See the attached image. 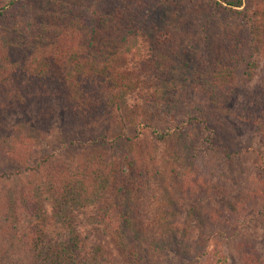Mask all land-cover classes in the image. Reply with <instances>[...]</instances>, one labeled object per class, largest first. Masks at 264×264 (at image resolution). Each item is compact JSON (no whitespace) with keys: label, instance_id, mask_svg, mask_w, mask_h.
Here are the masks:
<instances>
[{"label":"rangeland","instance_id":"rangeland-1","mask_svg":"<svg viewBox=\"0 0 264 264\" xmlns=\"http://www.w3.org/2000/svg\"><path fill=\"white\" fill-rule=\"evenodd\" d=\"M19 2L20 16L17 9L11 29L0 27V36L10 33V39L0 38V67L11 39L16 58L0 82V107L18 97L27 100L31 90L40 93L23 77L25 66L18 70L19 61L29 57L40 63L51 47L75 40L77 55L96 60L102 69L110 63L105 70L110 79L98 64L94 70L111 84L108 103L115 113L110 127L89 124L83 131L86 124L68 122L70 141L82 140L73 147L64 142L60 113L52 115V132L50 127L42 134L28 125L24 110L15 116L0 110L6 128L11 125L4 135L31 137L27 149L38 172L21 175L27 166L13 160L0 133V264H55L69 242L82 247L73 219L85 213L106 233L89 232L100 244L87 253L86 263L81 254L67 260L62 252L59 264H113L108 236L123 264H264V127L254 129L247 123L256 119L246 118L255 103L264 102V0H249L252 26L227 8L196 0ZM96 12L104 19L95 31ZM61 61L49 65L77 99L88 83L96 86L85 65ZM78 73L85 76L76 79ZM150 75L157 81L153 90L144 82ZM49 86L45 98L63 103L51 98L56 90ZM41 102L34 110L40 111ZM201 117L208 118L207 125L196 122ZM141 122L172 134L158 141ZM101 129L107 140L96 144ZM147 199L159 208L149 229L140 212ZM24 201L35 211H23ZM90 226L91 221L84 228ZM37 228L46 231L38 243Z\"/></svg>","mask_w":264,"mask_h":264},{"label":"trees","instance_id":"trees-1","mask_svg":"<svg viewBox=\"0 0 264 264\" xmlns=\"http://www.w3.org/2000/svg\"><path fill=\"white\" fill-rule=\"evenodd\" d=\"M172 1L175 3V2H181L183 0H172ZM196 1L199 4L204 5V6H215L219 8H227L226 10H229L230 12H234L235 14H237L241 22L245 24L246 26L248 25L252 26L253 24L252 15L254 11L251 13H247V5L249 3V0H196ZM34 3L36 4L37 0H35ZM19 4H20L19 0H0V27L3 30H7V29L10 30L13 20L16 19V16L18 14L20 16V8L18 9ZM32 7L33 9H31L30 12L31 14H35V12L38 9L36 8V5L34 4L32 5ZM17 9H18V12L16 15ZM96 14H97V17L92 20L93 24L91 26L95 31L97 29V26L99 24H102V21L104 19V15H99L97 12ZM146 20H148V18ZM4 34L5 35H1L0 38H4L5 36L6 38H8L10 33H6L5 31ZM11 40H9L10 48H7L6 46V47H3V50H2V54H1L2 65L0 67L2 70L0 69V82L2 78H4L3 75L5 73L4 71L6 70V68L7 69L13 68L16 62L15 61L16 58H15V55L13 54V50L11 47L13 46V44H11L12 43ZM6 41L7 39H5V43ZM71 43L69 44L68 42L66 43L60 42L56 47L54 48L51 47L50 51L46 55V59H43V61H41L40 63H34V64L31 63L32 60L29 57H25V61H23V63L19 61L17 63L18 67L19 65L23 64L25 66V72L27 73L23 77L26 78L29 81V83L30 82L34 83L35 84L34 88H40V93H38L39 95H35L33 94L34 91L31 90L29 94L26 95L27 100L23 101V99L18 97V100L16 103H2L0 110H1V113L5 114L4 116H12V115L15 116L16 114L14 113V111L21 112L24 110L27 114H29L28 118L30 120V123L28 121L26 123H29L28 125H30L33 128L39 129L38 131L42 134H47V132H49L50 127H51L50 131L52 132V127H55V121H56L55 120L56 118L52 117V115L56 116L57 114L54 115V113L58 112L60 113V116H62V118H60V121L62 123L63 130L65 131L67 135V139H65L64 142L65 144L69 143L74 147L75 144L79 142L82 143V140L74 139L70 141L71 138L69 137V135L71 134V131H69V128L68 130H66V126L68 122L75 123V124L80 122L82 124H86L82 129L83 131L88 128L87 125L89 124L97 125V123H101L102 125L108 124V126L110 127L111 123L113 122V114L115 113V109H113L111 103H108L109 100H111V96L109 94V92H112L111 90L109 91L111 84L107 83V80L104 78V74L108 77V79L112 77L110 72H105L107 66L110 63L105 62L103 69H102V67L98 64L99 62H96V60H93L88 56L77 55L76 52L78 50L74 51V49L76 48L75 44H72L73 45L72 46ZM63 58L66 60L68 59L69 61L70 59H73L76 62L75 64L78 66L85 65L84 71L87 72L89 70V74L87 75L88 79L92 82L96 81V86L89 85L88 83L86 87L82 88V86L79 85L80 86L79 88L83 89V96L80 99H77V97L74 94V89H72L68 84H67V88L65 87L64 82L60 80L61 79L60 77H58L60 75L53 73L52 68L49 65V63L51 62L57 63L61 61V59H62L61 62H63ZM30 64L32 66L29 67ZM95 64H98V68L101 71H103L104 74H102L101 72L96 73V71L94 70ZM115 66H119V63H117ZM20 69L21 68L19 67L18 70ZM83 75L84 73H78V75L75 78L80 80L83 78ZM51 79H54L52 83H51ZM144 82L147 84L150 90H153V87L157 86V81L155 80V77L152 75L147 76L144 79ZM22 84L25 85L24 83ZM49 84L50 85L52 84V86H54L53 90H56V92L52 91L51 98L55 99L56 97L57 101L61 100L63 103H51V100L45 98V94L47 97V89L50 88ZM76 85L78 86V84ZM75 90H77L76 87H75ZM104 90H107V91H104ZM107 93H108V96H106ZM257 96L261 98V96L259 95ZM262 98H264V95ZM91 99L97 100L95 101L96 103H80L79 101L81 100V102L82 101L87 102ZM35 101L36 102L42 101L40 103V111L34 110L33 105L34 103H36ZM99 101H102L103 103H97ZM66 103L68 104L66 107H61V106H65ZM60 104H64V105H60ZM141 104L144 105V107H148V108L150 107L149 103H141ZM9 109H11V111H9ZM29 109L31 110L32 113H30ZM153 109L154 108L151 107V110ZM33 113L35 114L34 116L36 117L32 116ZM46 114H48V117H45ZM246 114H247L246 118L256 119V121H253V122L248 121L247 125L252 126L254 129L262 130V127H264V102L255 103L254 107L249 109L248 112H246ZM88 115H90L91 119L87 118ZM192 119L193 117L190 116L189 120H192ZM20 120H22V118H20ZM99 120H101V122H99ZM33 121H35V126L34 124H32ZM196 122L207 125L209 120L206 117H201V119H197ZM19 124L22 125V123H19ZM10 126L11 125L9 124L8 128H6L5 121L3 119H0V133H1V136H4L5 139L8 140L9 146L10 148H12L11 155H12L13 160L17 164H21L20 160H22L24 162L23 165L27 166L26 169H23V172H21V175L38 173L37 171H34L33 167H31L32 165L30 164V162H32L33 160L32 158L34 155L33 154L29 155L30 152H28V149H27L31 145L29 143V141H31L30 139L31 137L27 133L21 134L17 132L15 136H9V134L4 135L5 132L10 129ZM140 127L143 129L150 128L156 140L162 141V142L167 141L170 135L172 134L171 130L161 131L157 129L156 127H154L153 125L148 124V123L141 122ZM99 131L103 133L104 129H101ZM102 133L94 137L95 138L94 141L96 144L106 143V140H107L106 133H103V134ZM215 137H216V131L213 130L211 133L210 139L214 141ZM0 154L2 155V153ZM57 184H59L57 188L62 186L61 182L56 181V185ZM61 193H63V189H61ZM18 201L21 202V199H18ZM26 204L29 205L26 201L20 204V208L23 211H26V210L27 211L30 210L33 212L35 211L34 209L32 210L31 205L28 206L30 208L28 209L27 206H25ZM36 209H38V207ZM158 211H159V208L156 205V202H154L153 200L149 201V199L144 201V204L142 205L140 212L142 214L141 220L144 223L145 227L149 229L153 224H155L156 216H158ZM64 215H65V218L67 219L69 218L73 219V216L69 214L65 213ZM91 218H92L91 215H88L85 213V214H82L80 217L73 219L75 222V225L77 226V230L79 229L77 232H78V237L80 238L81 236V239L79 242L82 243L81 244L82 247L78 248L77 246H75V243L72 244V242H69L65 250L59 252L60 253V254L58 253L59 255L57 256L55 255L56 257L53 263L59 264V262H62V260H64L62 252H65L64 254H66L67 260L69 259V256H73L75 254H81L83 257V259H81L82 260L81 262L86 263V258L89 256L87 253L90 250L94 249V247L97 244L98 245L100 244V241H95V238L97 237L96 235L100 233H106L104 232L105 230L101 229L100 227H97V225H94V220ZM89 221H91V226L85 229L84 225L89 224ZM83 232L87 234V236H85ZM89 232L96 233V235H91L93 239L89 237L88 235ZM35 234L37 236V243L40 240V238L42 239L46 237V231H44V229L39 230L37 228V231ZM152 237H155V235H152ZM108 241H110V253L112 257L114 258V262L112 263L113 264H123L124 263L123 257L121 256V253L116 248L115 244L112 243L111 236H108V239L105 242V244H108L109 243ZM150 246L151 245H149V250H150ZM80 250L83 252V254L82 252H80ZM147 250H148V246H147Z\"/></svg>","mask_w":264,"mask_h":264}]
</instances>
